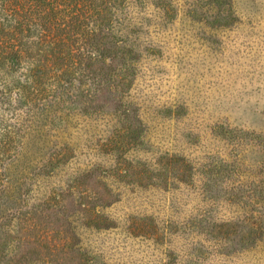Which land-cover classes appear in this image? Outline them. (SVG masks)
I'll use <instances>...</instances> for the list:
<instances>
[{
	"label": "rangeland",
	"instance_id": "obj_1",
	"mask_svg": "<svg viewBox=\"0 0 264 264\" xmlns=\"http://www.w3.org/2000/svg\"><path fill=\"white\" fill-rule=\"evenodd\" d=\"M137 1L0 124V264H264V0Z\"/></svg>",
	"mask_w": 264,
	"mask_h": 264
},
{
	"label": "trees",
	"instance_id": "obj_2",
	"mask_svg": "<svg viewBox=\"0 0 264 264\" xmlns=\"http://www.w3.org/2000/svg\"><path fill=\"white\" fill-rule=\"evenodd\" d=\"M137 2L0 0V124L16 118L12 115L17 107L22 106L21 113L31 116L33 107L51 103L63 89L70 88L96 57L93 51L110 52L102 40L108 38L113 22L122 20V30H132L126 6ZM127 48L111 51L123 59V53L130 52ZM1 129L10 140L17 135L4 125ZM13 147L3 146L0 162Z\"/></svg>",
	"mask_w": 264,
	"mask_h": 264
}]
</instances>
